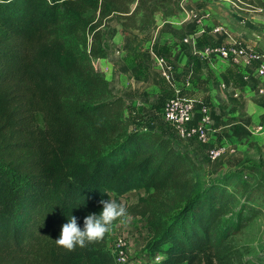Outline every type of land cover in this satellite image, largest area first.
I'll return each mask as SVG.
<instances>
[{
  "label": "trees",
  "instance_id": "16d2710c",
  "mask_svg": "<svg viewBox=\"0 0 264 264\" xmlns=\"http://www.w3.org/2000/svg\"><path fill=\"white\" fill-rule=\"evenodd\" d=\"M178 11L177 0H0V264H116L110 231L71 249L55 240L102 198L147 219L156 264H243L250 253L232 240L264 211V174L199 187L203 161L173 133L132 130L94 67L107 56L102 23L143 30ZM132 192L145 195L123 202ZM172 192L186 193L176 215Z\"/></svg>",
  "mask_w": 264,
  "mask_h": 264
},
{
  "label": "rangeland",
  "instance_id": "374dc122",
  "mask_svg": "<svg viewBox=\"0 0 264 264\" xmlns=\"http://www.w3.org/2000/svg\"><path fill=\"white\" fill-rule=\"evenodd\" d=\"M177 4L179 6V11L174 16L168 18H163L162 15L159 14L156 25L153 28H145L143 30L127 29L122 26V23L124 22L123 20L120 21L115 18H110L106 23H102L101 26L99 25L102 32L101 41L107 49V56L104 59H96L94 61V67L109 81L110 87L112 84L110 82L111 78L115 77V72L112 71L111 75V71L109 70L110 67H108L111 63L110 59L112 61L115 55L119 56L121 59L127 58L131 52V48L128 47V44L131 42L136 43L143 48L145 43H156L158 40H162L164 38L163 33L167 31L174 21L177 27L171 26L173 29H178V27L188 28V23L192 22L194 24L196 23L197 26L199 25L202 33L220 36L230 33L233 39L236 40V43L244 38L253 46L255 45L254 42L260 39L261 43L259 47L264 49V0H177ZM134 7L135 5H132V8ZM215 28H219L220 31L215 33ZM154 30L161 31L159 32V35L153 37L149 32ZM171 31L172 30H170V32ZM194 31L193 34L196 32ZM174 38L175 37L170 40L174 41ZM118 39H122V43L127 41V47H121L116 50V48H118L116 46L122 44L117 43ZM216 48L218 47L213 45L210 47V49ZM161 58L162 57H159V59ZM152 68V71L155 73L157 72V75L161 74L160 68L158 71H156V67L155 69L154 67ZM217 71L224 76V81H230L229 83H233V87L237 90H241V88L245 87V85L240 84L239 78L235 77L232 67L228 64L220 63L217 66ZM208 77V81H212L213 84L217 82L215 75L212 76L208 74ZM187 83L188 82L184 83L186 87L188 86ZM222 93L225 97H222V99L224 98L226 103L228 102V104H231V108L236 106L240 112L235 117L238 116L243 119L244 116H247L249 118V113L243 110L244 104L248 101V104L260 108L259 111H256L257 115L251 117L259 119L260 116L258 117V115L261 114L260 122L264 125V99L260 101L261 97L256 95L248 98L249 100H246L242 96L234 98L231 94H228L225 91ZM227 98L231 100L228 101L226 100ZM204 99L205 100L198 99V101L206 103L211 109L212 105H210L211 103L208 101L209 99H207V97ZM165 102L163 103L164 105ZM154 111L156 114H159V116L155 114L154 118L158 120L161 119L162 113H159L160 110L158 105L154 107ZM135 120L139 121L137 119ZM261 133L262 131L258 135H261ZM249 134L253 136V130L246 135ZM217 140L218 137H216L215 140L216 144H220L221 142ZM195 150L199 153L196 147ZM206 150V148H203L200 152L204 155V161L202 162L203 167H201V170L196 174L199 187L205 186L209 181L214 179L232 173L242 172L247 168L250 170L243 172L242 176L249 181L253 180V176L249 171H254L257 174H264V148L253 142H250L245 148H238L236 145H233V147L227 145V151L225 154L216 161H210L206 158ZM144 195L145 193L143 192H138L136 194L132 192L128 194V198L123 199V202L136 204ZM185 198L186 193H170V195L166 197V209L168 212L172 215L178 214L180 209L184 206ZM152 235L153 231L148 226L145 217H132L130 215L127 216L123 222L118 223L111 229L108 249L117 237H123L129 244V262L127 264H156L159 259L157 260L155 255H151L144 249ZM232 244L238 247L242 252L250 253L249 255H245L243 264H264V211L253 219L245 230L233 238Z\"/></svg>",
  "mask_w": 264,
  "mask_h": 264
},
{
  "label": "crops",
  "instance_id": "0c3cea01",
  "mask_svg": "<svg viewBox=\"0 0 264 264\" xmlns=\"http://www.w3.org/2000/svg\"><path fill=\"white\" fill-rule=\"evenodd\" d=\"M174 24L175 21L171 26L177 27ZM171 26L163 33L164 38L162 40L160 39L156 43H145L143 48L131 42L128 44L131 52L127 58L121 59L115 55L112 61L110 59L111 63L108 65L110 74L112 75V71L115 72V77L111 78L110 81L112 83L111 88L117 95L124 97L126 101V116L131 121V129L154 130L170 136L173 133L171 127L162 121V118L159 120L154 118L156 114L154 107L158 105L159 113L163 115V103L171 98L176 91H181L185 97L195 101L198 99L205 100L204 98L207 97L213 107L210 109L212 117L209 125L210 141L200 147L195 144H185L189 151L194 152L196 151L195 147L197 148L200 161H204V155L200 153L203 148L208 150L221 143L231 147L236 145L238 148H245L246 145L253 142L264 148V125L260 122L261 114L258 115V117L260 116L259 119L251 117L256 116V111H259L260 108L254 107L246 101L243 110L249 113V118L247 116H244L243 119L238 116L235 117L240 112L236 106L231 108V104L225 102L223 91L220 89L221 83L230 84L232 87L233 83L224 81V76L217 71V66L221 63L232 67L235 77L240 80V84L245 85L238 91L240 97L242 96L246 100L256 95L261 97L260 101L264 99V77L255 81L252 80L253 76H251L250 80L245 81L244 77L247 74H243L239 66L227 63L218 54L207 52L212 45L217 47L232 45L236 43V40L230 33L223 36L202 33L199 25L197 26L196 23L192 22L188 23V28L173 29ZM170 30H172V34ZM160 31L154 30L149 33L154 37L159 35ZM173 37H175L174 41L170 40ZM117 43L121 44L122 39H118ZM237 43L252 46L244 38ZM260 43V39L255 41L253 47H259ZM126 44L127 41L116 46L118 47L116 50L127 47ZM159 57H165L167 62L175 67V75L173 74L172 80L169 81L161 74L157 75V72L152 71V67L154 69L156 67V71H158ZM160 71L162 70L160 69ZM208 74L215 75L217 82L213 84L212 81H208ZM185 82H191V84L186 87ZM222 97L224 98L222 99ZM226 100L231 99L227 98ZM156 115L159 116V114ZM198 121L199 112L197 111L194 123L197 124ZM252 130L253 136L246 135ZM261 131V135H258ZM216 137H218L217 141L221 142L220 144H216Z\"/></svg>",
  "mask_w": 264,
  "mask_h": 264
},
{
  "label": "built area",
  "instance_id": "2783aa9c",
  "mask_svg": "<svg viewBox=\"0 0 264 264\" xmlns=\"http://www.w3.org/2000/svg\"><path fill=\"white\" fill-rule=\"evenodd\" d=\"M219 28H215L214 32L218 33ZM208 53L218 54L223 60L234 66H239L245 81H259L264 77V49L260 47L248 46L242 43H234L232 45H223L216 49H208ZM158 66L162 70L161 74L167 80H171L174 74V66L168 63L164 58L159 59ZM191 83H187L189 86ZM220 88L234 98H239L240 94L236 88L230 84L221 83ZM199 112V121L194 123L196 112ZM212 117L210 107L201 101L195 102L191 98L185 97L181 91H176L164 105L162 121L171 127L173 135L184 144H195L200 147L210 141L209 125ZM194 151V150H193ZM227 151V145L221 143L218 146L209 148L206 152V158L210 161L220 159ZM191 153L199 158V154L194 151ZM200 159V158H199ZM109 251L114 258L116 264H127L129 262V244L123 237H117ZM157 260L159 257H157Z\"/></svg>",
  "mask_w": 264,
  "mask_h": 264
},
{
  "label": "clouds",
  "instance_id": "9594fccd",
  "mask_svg": "<svg viewBox=\"0 0 264 264\" xmlns=\"http://www.w3.org/2000/svg\"><path fill=\"white\" fill-rule=\"evenodd\" d=\"M101 210L90 212L83 217V223L78 222V217L71 215L61 225L59 236L55 239L58 245L69 249L76 245L84 246L86 241L91 242L102 238L111 231L113 223L117 220L123 222L127 216V210L122 202L115 199H101Z\"/></svg>",
  "mask_w": 264,
  "mask_h": 264
}]
</instances>
